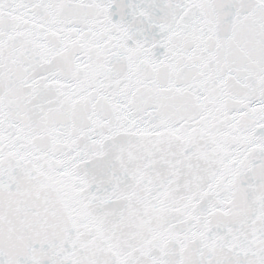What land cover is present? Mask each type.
<instances>
[{"label": "snow or ice", "instance_id": "6c2138e0", "mask_svg": "<svg viewBox=\"0 0 264 264\" xmlns=\"http://www.w3.org/2000/svg\"><path fill=\"white\" fill-rule=\"evenodd\" d=\"M0 264H264V0H0Z\"/></svg>", "mask_w": 264, "mask_h": 264}]
</instances>
